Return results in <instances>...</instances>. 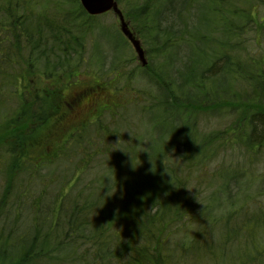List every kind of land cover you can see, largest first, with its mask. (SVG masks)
<instances>
[{
  "label": "trees",
  "instance_id": "trees-1",
  "mask_svg": "<svg viewBox=\"0 0 264 264\" xmlns=\"http://www.w3.org/2000/svg\"><path fill=\"white\" fill-rule=\"evenodd\" d=\"M115 1L130 30L145 46L148 61L142 71L157 88L154 98L159 110H151L155 107L149 104L151 111H147L152 112L149 125L156 131L155 139L144 142L146 151L140 155L133 154L134 147L126 150L130 154L113 148L119 140L106 137V129L99 122L92 130L86 127L83 133L72 132L63 146L51 151H41L39 140L28 144L27 137L36 134L61 105L58 98H46V93L40 95L31 88L26 77L37 73L49 81L69 74L70 85L80 68L84 72L100 69L98 61L93 69L95 62L88 61L90 55L86 58L84 49L97 44V38L105 33L100 31L96 15L87 13L79 0H0V264H166L170 258L168 241L176 238L179 226L195 221L201 225L191 242L196 244L200 239L205 254L214 255L215 247L209 242L216 237V252L234 245L240 256L236 254L233 259L250 255L262 262L264 245L257 246L249 238L252 229L247 228L254 225L264 229L259 213L243 214L239 223L233 224L229 189V181L235 180L233 171L228 174L220 161L209 175L217 183L200 203L196 201L200 193L187 191V186L196 182L191 179L195 173L199 183L210 185L209 179L199 178L201 167L228 145L222 130L219 135L201 132L188 100L198 102L208 97L216 103L227 97L235 103L245 99L247 104H264V62L256 59L255 66V59L248 64L246 58L233 66V55L224 46L228 42L224 36L239 34L240 25L262 23L252 11L261 0ZM157 54L161 62L156 65L150 56ZM240 66L255 69L240 71ZM112 71L114 77L109 78V74L105 83L111 79L118 92L123 88L117 85L122 74L117 68ZM227 76L237 80L241 89L252 86L253 79L255 86L248 91H257L259 97L252 98L249 92L245 97L229 82L226 86ZM131 79L127 76L123 81ZM80 94L69 97L67 110L79 101ZM135 98L130 97L122 108L116 105L114 113ZM105 112L102 109L97 116ZM243 118L246 127L242 143L248 149L261 147L264 106L250 107ZM178 120L180 124L175 125ZM5 125L8 127L4 129ZM105 142L112 146L110 153L101 151ZM171 147L179 152L171 153ZM31 148L41 153L33 155ZM70 149L80 151L79 161L65 167L63 160ZM160 153L166 166L158 157ZM177 156L183 164L181 169L175 165L179 163ZM64 168L70 170L67 176ZM93 169L97 170L91 173ZM86 174L91 177L84 181ZM106 174L116 178L115 193L114 186L107 193V177L103 188ZM37 179L47 182L37 188ZM80 179L84 183L79 187ZM226 199L229 204H224ZM248 203L242 202L243 209ZM25 209L31 214L26 223L18 219ZM242 234L245 244L237 239ZM252 249L256 256L248 251ZM184 252L185 247L180 248V253ZM213 258L220 262L223 256ZM246 261L247 257L240 262Z\"/></svg>",
  "mask_w": 264,
  "mask_h": 264
},
{
  "label": "rangeland",
  "instance_id": "rangeland-1",
  "mask_svg": "<svg viewBox=\"0 0 264 264\" xmlns=\"http://www.w3.org/2000/svg\"><path fill=\"white\" fill-rule=\"evenodd\" d=\"M252 11L259 18H262V23L258 22L256 25L251 23L246 27L245 25H240L239 34L232 35L230 37L224 36L225 40L228 41L224 44L226 52L228 51V53L233 55V66H236L240 60H245L246 58L249 60L248 64L251 63L253 59H255V61L258 59L257 61L261 63L264 62V0H261L259 5L254 7V9L252 8ZM94 15H96V22L98 23L100 31L105 34L102 38H97V44L94 43L89 45L88 49H84V51L86 58L88 55L92 57L91 58L89 56L90 59H88V61H90V63L95 62L92 64L93 69L94 67H98V62H100V69L96 68L92 71L84 72V69L80 68V72L77 71L79 74L73 77L74 81L70 85L67 84L70 79L69 74L61 75V77L49 81L40 79L37 75H35L37 73H33L32 76L26 77V83L32 84L31 88L38 90L40 95L46 93V98H58L61 105L56 110L55 114L38 129L36 134L27 137L28 144L39 140L38 147L40 146L39 149L41 151L43 149L44 151H51L62 145L72 132L81 130L80 132L83 133L84 128L86 127H90L92 130L99 122V124L106 129V137L114 136L116 140H119L118 144H113V148L116 147V150L123 149L126 151L133 150L134 147L135 150L133 154L140 155L138 152L141 148H143L144 142L147 141V139H155L156 133L155 130H151L149 125V122L153 119L151 117L152 112L148 113L147 111L159 110L157 109V101H155L156 99L154 98L157 88L152 82L148 81L142 71V68L146 66L148 61L147 53L145 51L146 64L142 65L133 45L120 30L118 18L112 11ZM125 21L129 26V22L127 20ZM96 32H98V30ZM221 36L222 35H220V37ZM134 37L139 39L137 34H135ZM141 47L144 48L145 46L141 43ZM151 47L152 46L149 48L150 52L152 49ZM234 52H236L235 56ZM150 57L152 62L156 65L158 62H161V57L158 54ZM257 61L255 66L258 64ZM175 64L178 66L180 65L179 62ZM255 66L251 70L242 66H240L239 69L240 71H244L246 69L254 71ZM109 67L112 69L110 70ZM116 68L118 70L120 69L123 77H121L120 81H117V85L119 87L123 86L122 90L118 91L119 93L114 88L111 79H108L107 83H105L107 79L106 76L110 74L109 78L112 77L114 74L112 70ZM98 75H101L103 78L99 79ZM127 76L132 78L130 82L123 81ZM228 82L232 85L235 91H238V93L243 92L245 97H247L248 92L252 98L259 97L257 91H248V88L255 86L253 79L250 81L252 86H247L243 89H241L238 85V81H234L231 76H227L225 80L226 86ZM30 93H32V90ZM78 93H81L79 101L77 103H73L74 106L71 110H67L65 102H68L71 95H77ZM141 95L143 96L141 97ZM135 96H138L139 98H135ZM29 97H31V95ZM130 97L135 98L134 100L136 101L131 104H127L124 109H118L117 113H114L115 106L119 105L120 108H122ZM149 97L154 98V100L150 99L151 101L148 102L147 98ZM192 100L193 99L188 100L190 103H188L187 106H191L189 108L195 111L194 116H196L198 120L197 127H199L201 132L205 134L211 133L219 135L218 131L222 130L223 134L227 138L226 143H228V145L226 150H223L222 152L219 151L217 153L218 157L216 156L214 160L208 161L206 166L201 167L202 171L199 174V178L202 177L205 180L209 179L210 185L204 184V182L199 183L195 178L197 175L195 173L191 176V179H194L196 182L192 181L191 184L187 186V191L200 193L199 199L196 200L198 201L197 203H200L208 193L209 189H213L215 187L217 181L214 177H209V175L212 173V170L217 168L221 161V163L223 162V167L227 169L228 174L232 171L235 173V180L233 179L229 181V189L232 193L230 200L233 202L230 203L229 200L226 199L227 203H224H230L231 210L234 211V217H232L234 219L233 224L236 225L237 222L239 223L240 220L238 219L243 214L247 215L252 212H257V214L259 213L258 216L264 221V144L259 148L248 149L245 144L242 143L244 140L242 132L246 127V122L243 118L244 114L250 107H263L264 104H259L258 101L253 103L248 102L247 104L245 99L235 103L231 101L232 99L228 100L227 97H224L216 103H212V101L210 102V98L208 97L198 102ZM143 104L146 105L143 106ZM149 104L156 109L154 108L150 110L148 106ZM185 106L186 105H184L183 108H185ZM238 106H240L241 109H239ZM186 108L188 109V107ZM102 109H106V112L100 117L97 116ZM176 124H180V121L178 120L175 125ZM160 126L164 129L163 125L160 124ZM7 127L8 125H5L3 128L5 129ZM141 134L144 135L142 136ZM107 140H111V138H107ZM109 144L106 142L104 143L101 150L104 151V154L110 153L111 145ZM41 151H37L32 148L30 149V153L33 155H38ZM169 151H171V153L179 152L177 149H173L172 147ZM79 152L80 151L74 153V151L70 149L66 154V159L63 160L65 162L64 166L66 167L69 164L78 163ZM139 158L140 157H134V160H139ZM178 158L179 157L177 156L179 163L176 161L175 165L178 169H181L183 164L180 163V159ZM95 165L97 166L96 163ZM173 166L174 165L170 166V168ZM173 168L176 169L175 167ZM96 170L97 169H93L91 173ZM69 171L70 170L64 168V174L66 176ZM101 171L102 169L100 168L99 172ZM146 171H148V168ZM176 172L177 174L179 173L177 169ZM90 177V174H86L83 176V179L86 181ZM57 178H59V181L61 180V177ZM84 181L80 179L78 184L79 187L84 183ZM46 182L47 180L43 179L42 181V179H37L34 184L38 188L44 186V183L46 184ZM261 184L262 187H260ZM2 186L3 179L0 174V192ZM35 189L36 188H34V190ZM253 196L257 198L256 202L258 204H256L252 198ZM222 197L225 198L226 195ZM247 200L249 203L243 209L242 202ZM198 208L199 206H197L196 209ZM240 208H242V210H240ZM26 210L27 209H25V211L20 214L21 217L18 218L24 223L31 219V214H28ZM13 218H15V216ZM199 225L201 224L195 221L184 227H178L179 232L176 231V238L168 241V245L170 246V258L166 264H241L245 257L248 259V262L246 261L245 264H264V257H262V262L257 259H253V256L250 255H242L238 260L233 259L235 255L238 254L234 245H227L223 248V252L218 249L216 252L218 245L216 237H213L209 242L215 247L214 255L213 253L205 254L203 252V244L200 239L196 241V244L191 242L192 237L194 239L195 232ZM247 228L252 229L251 236L249 238L254 239L257 246L259 244L260 247H262L264 245V229L260 226L254 225H250V227ZM239 237L240 238H237L239 243L241 242L240 239H243L244 241H242V244H245L246 240L244 235L242 234V236ZM247 244L249 243L247 242ZM182 247H185V252L181 254L180 248ZM249 248H252L250 244ZM248 251L255 255L253 249ZM213 256H223V258L220 259V262H215ZM238 256H240V253L236 257Z\"/></svg>",
  "mask_w": 264,
  "mask_h": 264
},
{
  "label": "water",
  "instance_id": "water-1",
  "mask_svg": "<svg viewBox=\"0 0 264 264\" xmlns=\"http://www.w3.org/2000/svg\"><path fill=\"white\" fill-rule=\"evenodd\" d=\"M79 2L89 14H101L106 11H112L118 18L120 30L133 45L141 64H146L145 52L141 47L140 40L134 37L115 0H79Z\"/></svg>",
  "mask_w": 264,
  "mask_h": 264
},
{
  "label": "clouds",
  "instance_id": "clouds-1",
  "mask_svg": "<svg viewBox=\"0 0 264 264\" xmlns=\"http://www.w3.org/2000/svg\"><path fill=\"white\" fill-rule=\"evenodd\" d=\"M132 135V134H131ZM137 145H139V144H137ZM121 150H123V149H121ZM123 151H125V150H123ZM141 151H146V150H144V147L143 148H141V150L138 152V153H140ZM126 153H129V152H127V151H125ZM150 153V152H149ZM130 154V153H129ZM159 158H161L162 160H163V163H164V154L163 153H160L159 154V156H158ZM164 165H165V163H164ZM166 166V165H165ZM151 171H153V162H152V168H151ZM105 177H107L108 178V184H107V189H108V191H107V193L109 192V190L110 189H112L113 188V186L115 187V191L113 192V193H115L116 192V190H117V181H116V178L114 177L113 178V176L112 175H110V174H106V175H104L103 176V188L106 186L105 185V182H104V178ZM102 188V189H103Z\"/></svg>",
  "mask_w": 264,
  "mask_h": 264
}]
</instances>
